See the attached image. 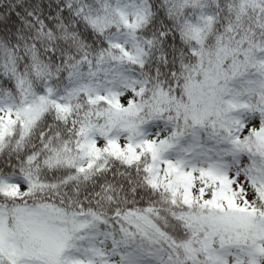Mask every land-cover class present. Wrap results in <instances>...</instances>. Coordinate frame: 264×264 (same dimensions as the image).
I'll list each match as a JSON object with an SVG mask.
<instances>
[{
  "label": "snow or ice",
  "instance_id": "6c2138e0",
  "mask_svg": "<svg viewBox=\"0 0 264 264\" xmlns=\"http://www.w3.org/2000/svg\"><path fill=\"white\" fill-rule=\"evenodd\" d=\"M0 264H264V0H0Z\"/></svg>",
  "mask_w": 264,
  "mask_h": 264
}]
</instances>
